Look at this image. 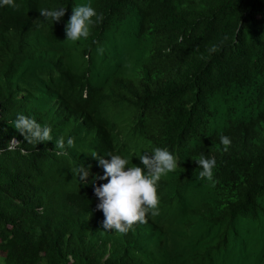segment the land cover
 <instances>
[{
	"label": "trees",
	"instance_id": "1",
	"mask_svg": "<svg viewBox=\"0 0 264 264\" xmlns=\"http://www.w3.org/2000/svg\"><path fill=\"white\" fill-rule=\"evenodd\" d=\"M91 2L103 19L75 49L62 25ZM16 5L0 8V146L20 142L0 147L4 263L264 264V0ZM58 5L65 14L44 22L39 7ZM18 112L73 146L56 156L54 139L28 144L10 124ZM151 147L181 159L159 186L181 227L102 229L94 186L107 179L91 154ZM201 154L217 161L214 183L197 178Z\"/></svg>",
	"mask_w": 264,
	"mask_h": 264
},
{
	"label": "clouds",
	"instance_id": "2",
	"mask_svg": "<svg viewBox=\"0 0 264 264\" xmlns=\"http://www.w3.org/2000/svg\"><path fill=\"white\" fill-rule=\"evenodd\" d=\"M15 8L16 0H0V8ZM40 17L44 22H56L65 14V7H39ZM125 16V15H123ZM94 18V19H93ZM103 17L97 13L91 3L74 4L70 18L62 25L64 41H80L75 49L84 45V40L90 35V28L102 21ZM60 50V49H58ZM215 45L209 51H214ZM10 124L21 133L28 144L34 146L40 142L55 140V155L60 156L66 146H73V138L60 136L53 138L49 125L37 122L34 118L18 112ZM219 143L227 151L231 140L227 135L218 134ZM20 142L13 138L7 141L4 147L8 151ZM145 150L151 154H146ZM98 164L103 168V176L99 179H107L106 183L94 186V194L98 198L97 209L102 210L104 219L102 229L114 231L119 234L127 233L134 224L150 223L153 228L163 231H175L181 227V219L174 213L172 207L160 209L159 186L166 179L167 173L173 172L179 166L181 159L170 152L166 147L145 148L139 156V162L132 163V156L108 152L105 155L92 153ZM197 162L198 179L214 181L213 169L216 159L213 156L201 154L194 159ZM90 167L83 166L79 169V179L82 183H89L87 177ZM95 179L90 182L95 184Z\"/></svg>",
	"mask_w": 264,
	"mask_h": 264
},
{
	"label": "rangeland",
	"instance_id": "3",
	"mask_svg": "<svg viewBox=\"0 0 264 264\" xmlns=\"http://www.w3.org/2000/svg\"><path fill=\"white\" fill-rule=\"evenodd\" d=\"M68 43H70V45H73L75 47L79 45L80 41L73 42V41L68 40ZM3 259H4V253L0 252V264H5Z\"/></svg>",
	"mask_w": 264,
	"mask_h": 264
}]
</instances>
